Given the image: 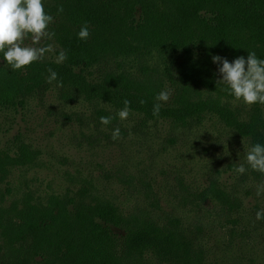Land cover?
<instances>
[{"label": "trees", "instance_id": "1", "mask_svg": "<svg viewBox=\"0 0 264 264\" xmlns=\"http://www.w3.org/2000/svg\"><path fill=\"white\" fill-rule=\"evenodd\" d=\"M42 3L54 17L48 30L56 35L44 42L55 54L12 70L0 52V108L22 105L52 85L65 101L90 104L95 132L102 130L101 116L114 117L106 126L111 132L119 127L117 113L127 99L142 124L163 120L182 134L213 116L245 146L264 144V105L249 106L225 92L227 85L216 83L222 65L212 61L213 55L229 62L247 58L248 51L264 59V0ZM59 5L64 11L58 14ZM85 22L90 36L81 40ZM60 50L67 59L57 64ZM49 68L58 74L51 84ZM166 88L173 90L171 99L155 117V97ZM39 165V149L26 141L0 148V264H264V220L255 219L262 209L243 208L211 176L189 187L175 174L174 183L164 179L153 190L151 176L128 175L120 202L83 177L75 190L43 199L21 190L19 178L11 191L12 168L23 171L19 177ZM245 173L264 181L250 168Z\"/></svg>", "mask_w": 264, "mask_h": 264}, {"label": "rangeland", "instance_id": "2", "mask_svg": "<svg viewBox=\"0 0 264 264\" xmlns=\"http://www.w3.org/2000/svg\"><path fill=\"white\" fill-rule=\"evenodd\" d=\"M25 44H31L30 38ZM47 44L42 40L40 46ZM63 98L51 85L27 96L22 105L0 108V148L12 149L19 140L26 141L39 149L42 160L23 176L18 177L23 171L12 168L7 175L11 191L19 178L21 190L29 189L43 199L50 192L75 190L83 177L120 202L126 199L128 175L151 176L153 190L164 179L174 183L175 174L189 187L203 185L211 176L237 195L243 208L257 204L264 209V195H256L260 182L234 171L244 162L245 141L213 116H205L198 127L182 134L163 120L142 124L135 114L126 120L118 116L121 136L113 140L106 126L100 132L93 130L90 104ZM164 190L159 186V195Z\"/></svg>", "mask_w": 264, "mask_h": 264}, {"label": "clouds", "instance_id": "3", "mask_svg": "<svg viewBox=\"0 0 264 264\" xmlns=\"http://www.w3.org/2000/svg\"><path fill=\"white\" fill-rule=\"evenodd\" d=\"M63 11V5H59L57 13ZM53 22L54 17L45 12L42 0H0V52L12 70H21L34 62L42 61L47 53L55 51L52 44L40 46L42 40H51L56 35L54 31L48 30V26ZM77 35L81 40L89 38L87 22ZM29 38L31 44L26 45L25 41ZM66 59L67 52L60 50L55 57V63H63ZM212 61L222 65L218 68L222 78L216 83L226 84L225 92L249 106L256 103L264 105V59L258 58L255 51H248L247 58L239 56L231 62L227 58L213 55ZM48 72L50 75L47 82L51 84L57 80L58 74L51 68ZM58 86H62V82ZM172 91L166 88L156 95L157 103L153 105V116H159L163 104L171 99ZM123 103L124 107L117 115L121 120H126L131 114V101L125 99ZM140 103L145 101L141 100ZM113 119L111 116H101L100 123L107 126ZM120 136V128H114L112 139L118 140ZM244 151V162L236 166L234 171L244 174L250 168L264 175V144L244 146ZM256 195H264V181L256 186ZM255 219L264 220V209L256 212Z\"/></svg>", "mask_w": 264, "mask_h": 264}]
</instances>
